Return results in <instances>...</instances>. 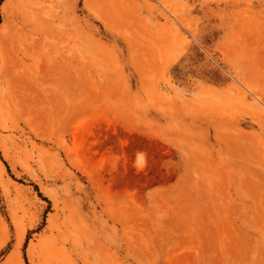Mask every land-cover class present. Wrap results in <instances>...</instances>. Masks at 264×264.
Instances as JSON below:
<instances>
[{
  "label": "rangeland",
  "instance_id": "1",
  "mask_svg": "<svg viewBox=\"0 0 264 264\" xmlns=\"http://www.w3.org/2000/svg\"><path fill=\"white\" fill-rule=\"evenodd\" d=\"M0 264H264V0H0Z\"/></svg>",
  "mask_w": 264,
  "mask_h": 264
},
{
  "label": "trees",
  "instance_id": "2",
  "mask_svg": "<svg viewBox=\"0 0 264 264\" xmlns=\"http://www.w3.org/2000/svg\"><path fill=\"white\" fill-rule=\"evenodd\" d=\"M35 186H36L37 190H39V189H38V186H37V185H35ZM47 200H48V199H47Z\"/></svg>",
  "mask_w": 264,
  "mask_h": 264
}]
</instances>
